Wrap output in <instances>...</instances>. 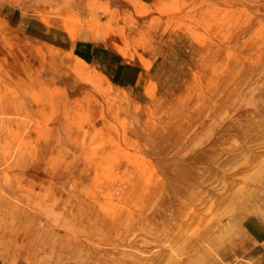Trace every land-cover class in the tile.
<instances>
[{
	"label": "rangeland",
	"instance_id": "1",
	"mask_svg": "<svg viewBox=\"0 0 264 264\" xmlns=\"http://www.w3.org/2000/svg\"><path fill=\"white\" fill-rule=\"evenodd\" d=\"M40 14L0 31V264H264V0Z\"/></svg>",
	"mask_w": 264,
	"mask_h": 264
},
{
	"label": "crops",
	"instance_id": "2",
	"mask_svg": "<svg viewBox=\"0 0 264 264\" xmlns=\"http://www.w3.org/2000/svg\"><path fill=\"white\" fill-rule=\"evenodd\" d=\"M60 0H0V31L19 32L25 38L40 34L38 20L27 21L22 15H41L47 7L57 6ZM34 23V24H33ZM22 24V26H21ZM2 35H0L1 39Z\"/></svg>",
	"mask_w": 264,
	"mask_h": 264
},
{
	"label": "bare ground",
	"instance_id": "3",
	"mask_svg": "<svg viewBox=\"0 0 264 264\" xmlns=\"http://www.w3.org/2000/svg\"><path fill=\"white\" fill-rule=\"evenodd\" d=\"M261 126H262V125H261ZM263 127H264V126H263ZM253 132H255V131H252L251 133H253ZM257 132H259V131H257ZM251 133H250V134H251ZM255 134H256V132H255ZM251 135H252V134H251ZM251 135H250V136H251ZM250 136H249V137H250ZM253 136H254V135H253ZM257 137H258V135H257ZM254 138H256V136H255Z\"/></svg>",
	"mask_w": 264,
	"mask_h": 264
}]
</instances>
